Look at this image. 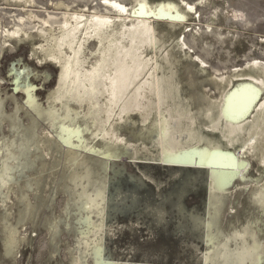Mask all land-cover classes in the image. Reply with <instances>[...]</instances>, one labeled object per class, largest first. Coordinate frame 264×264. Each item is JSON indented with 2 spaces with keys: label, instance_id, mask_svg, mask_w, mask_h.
I'll return each instance as SVG.
<instances>
[{
  "label": "bare ground",
  "instance_id": "obj_1",
  "mask_svg": "<svg viewBox=\"0 0 264 264\" xmlns=\"http://www.w3.org/2000/svg\"><path fill=\"white\" fill-rule=\"evenodd\" d=\"M230 2L55 0L42 15L38 0H1L0 57L24 43L31 58L58 68L46 105L30 86L16 87L26 97L19 103L0 76L6 254L25 237L11 222V195L24 201L22 223L32 213L30 192L49 184L73 192L74 208H64L79 225L71 264H141L110 260L102 246L107 164L128 156L206 171L202 264H264V47L253 45L245 65L224 70L205 58L233 53V29L252 23ZM203 4L209 18L196 27ZM6 98L14 101L8 113Z\"/></svg>",
  "mask_w": 264,
  "mask_h": 264
},
{
  "label": "rangeland",
  "instance_id": "obj_2",
  "mask_svg": "<svg viewBox=\"0 0 264 264\" xmlns=\"http://www.w3.org/2000/svg\"><path fill=\"white\" fill-rule=\"evenodd\" d=\"M51 1L55 0H38L40 14L54 11ZM63 1L72 6L99 2ZM213 1L223 5V0ZM230 1L252 23L244 26L246 28L233 29L237 36L234 35L233 53L225 55L214 51L205 55L208 63L220 70L232 65H245V55L253 45L264 47L258 40L264 36V0ZM3 6L0 4L1 8H6ZM197 7L201 23L196 27H203L209 18L210 6L203 4ZM195 21L198 22L197 18ZM225 46L215 44L216 49L225 50ZM29 52L30 46L21 43L17 48L1 54L2 88L10 96L15 93L16 100L23 103L26 97L22 92H15L16 87H34L36 100L46 105L49 91L56 84L58 68L50 63L38 62L29 56ZM13 108L14 101L6 98L5 112ZM24 121L28 119L24 118ZM109 162L105 171L103 221L107 230L102 240L104 256L118 262L141 264H202L201 252L206 248L202 241L206 212V171L135 163L128 156ZM252 164L250 175L256 178L255 161ZM46 176L43 182L47 184ZM67 183L72 186L70 182ZM21 184L22 181H19L18 194L23 190ZM11 198V222L15 223L19 234L26 238L19 241L11 254H6L7 230L2 226L4 222L0 221V264H71L72 248L76 246L75 227L79 225L73 212L66 217L64 208L67 203L74 208L71 205L73 192L69 188L53 189L52 185H41L37 195L30 192L32 213L22 223H17V218L24 213V201L15 194ZM3 212L0 208V214ZM66 222L69 223L68 227ZM54 223L57 224L55 231L52 230Z\"/></svg>",
  "mask_w": 264,
  "mask_h": 264
}]
</instances>
